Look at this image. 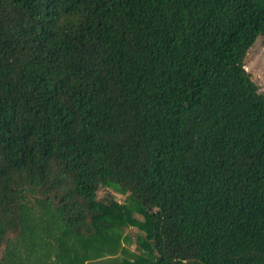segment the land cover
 I'll return each mask as SVG.
<instances>
[{"label": "trees", "instance_id": "obj_1", "mask_svg": "<svg viewBox=\"0 0 264 264\" xmlns=\"http://www.w3.org/2000/svg\"><path fill=\"white\" fill-rule=\"evenodd\" d=\"M257 37L264 0H0V264H264Z\"/></svg>", "mask_w": 264, "mask_h": 264}, {"label": "rangeland", "instance_id": "obj_2", "mask_svg": "<svg viewBox=\"0 0 264 264\" xmlns=\"http://www.w3.org/2000/svg\"><path fill=\"white\" fill-rule=\"evenodd\" d=\"M245 69L249 72L252 80L258 87V91L264 93V45L262 37H257L254 43L249 47L244 58ZM114 196L117 202L124 203L125 194L119 193L110 186L102 187L98 191L99 198ZM138 219L142 216L134 213ZM139 230L135 227H128L124 234L128 239L121 238L119 244H113L112 241L99 238L94 243H86L83 239L71 234H63V264H119L121 248L128 251L137 250L136 235ZM77 254V255H76Z\"/></svg>", "mask_w": 264, "mask_h": 264}]
</instances>
